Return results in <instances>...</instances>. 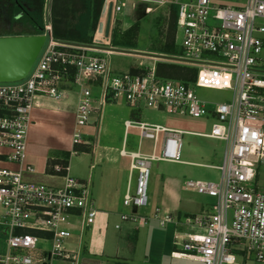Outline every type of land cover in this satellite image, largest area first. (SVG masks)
Listing matches in <instances>:
<instances>
[{
	"label": "built area",
	"instance_id": "obj_1",
	"mask_svg": "<svg viewBox=\"0 0 264 264\" xmlns=\"http://www.w3.org/2000/svg\"><path fill=\"white\" fill-rule=\"evenodd\" d=\"M118 1L105 0V16L109 3L113 15L120 13ZM46 2L40 34L45 41L33 66L21 81L0 83V149L9 152L7 161L22 163L30 112L38 99L61 101L73 89V145H87L83 130L96 124L98 129L104 105L119 100L135 110L147 108L163 116L211 117L208 134L146 120L123 122L124 144L127 132L134 130L138 144L151 141L152 150L145 154L126 151L123 146L118 151L129 160L130 174L135 177V186L128 188L122 199V205L132 213L120 219L137 227L152 221L161 228L173 224L174 250L169 254L173 260L240 264L236 253H254L256 260L262 261L264 193H257L252 185L256 166L264 163V130L258 125L264 124V27L255 24L256 19H264V0H238L231 6L212 0H170L177 5L173 42L182 55L148 57L149 63L138 62L134 72H121L113 66V56H130L114 51L117 48L55 39ZM157 63L177 67L180 73L191 71L182 77H166L159 73ZM196 90L229 92L231 99L207 103ZM182 135L225 144L222 164L210 167L219 173L218 181L183 183L186 190L214 199L211 210L181 219L158 208L147 215L151 163H179ZM25 169L33 172L31 167ZM53 169L56 173L63 170L58 166ZM64 179L62 187L54 188L24 182L19 172L0 169V218L9 230L0 264H78L82 237L92 226L96 210L87 182L68 176ZM181 226L185 229L180 230ZM190 228L194 232L188 231Z\"/></svg>",
	"mask_w": 264,
	"mask_h": 264
},
{
	"label": "rangeland",
	"instance_id": "obj_2",
	"mask_svg": "<svg viewBox=\"0 0 264 264\" xmlns=\"http://www.w3.org/2000/svg\"><path fill=\"white\" fill-rule=\"evenodd\" d=\"M195 0H179V2H194ZM238 0H212L214 4H220L222 6H231L236 4ZM121 11L118 14L111 17V24L109 33L112 28H116L119 34L125 32L123 23L129 22L133 26L138 25L137 41L136 38L133 40L135 43L136 51L152 53L156 55H164L166 58H171L172 55L159 54L162 51V45L169 33L175 34L173 30V8L177 6L173 3H169L170 0H119ZM116 3V0H115ZM45 0H43V7ZM105 4V1H104ZM104 4L101 11V24L105 22ZM51 0H47L46 6L50 10ZM9 0H0V33H13L22 30V25L9 19L8 8ZM42 7V13H43ZM147 9L151 11L146 12ZM50 19V17H49ZM255 24L257 26L264 27V19H256ZM100 27V26H99ZM176 28V26H175ZM99 29V28H98ZM92 36V43L100 45L103 48L111 47L110 40L101 35L100 30L96 31L95 34H89ZM136 36V37H137ZM182 55V50L176 47L174 56ZM262 67L264 69V48L261 53ZM148 58L125 56L119 57L115 55L112 57L113 66L121 71L127 72L137 68L138 62H142L145 65L149 63ZM162 63H157L158 66ZM161 66H164L162 64ZM173 67L172 69L165 68L164 71L160 72L161 75L166 77L177 76L182 77L183 74H188L191 70L186 69L182 73L181 70ZM180 73V74H179ZM168 75V76H167ZM197 96L207 103H220L229 102L231 94L229 92H216L208 90H196ZM92 95H97V90H92ZM152 111L147 108L141 110H135L125 104L123 100L117 102H110L104 105L101 115V126L99 134L100 146L112 147L120 150L122 148L123 138V122L125 120L138 121L144 120L163 124L165 127L178 129L186 132H194L199 134H208L210 126L213 122L211 117L204 118H188V117H173ZM141 116V117H140ZM158 119V121H157ZM163 120V121H162ZM83 134L90 135V132L83 130ZM150 141H142V147L140 152L149 154ZM124 149L126 151H137L138 149V133L134 130H130L126 134V144ZM225 144L223 142L211 140L204 137L182 135L181 137V148L179 154V161H188L193 163H200L204 165H215L219 166L222 164L224 156ZM85 155L78 154L70 159L71 167L75 170V166L78 165V169L82 166L80 159ZM127 162V161H126ZM76 169V171L78 170ZM97 170L91 173L92 178L96 176ZM186 180L193 181H211L216 182L219 180V173L213 170H209L203 167L182 165V164H170L164 162H153L150 166L149 182L147 188V196L149 200L148 209H154L155 207H162L161 201H168L169 195L166 194L165 188L169 189L175 197H177L182 203L184 202H197L203 206H208L214 199H211L205 195L195 193L183 188V182ZM170 182L169 184L167 183ZM135 186V177L132 178L131 188ZM167 186V187H166ZM254 184L252 185V188ZM262 192L258 189V192ZM172 201V199H171ZM170 205L171 203L168 202ZM210 204V205H211ZM209 205V206H210ZM147 209V210H148ZM128 213V210H124ZM210 212V211H209ZM5 220L0 218V253L6 252V240L9 235V230L5 224ZM154 222H149L148 230L150 242L141 241L138 244L137 252L133 256V260L130 259L128 264H199L189 261H178L170 259L169 253L174 250L172 233L175 230L173 224H168L161 228ZM182 226L180 230H184ZM190 232H194L192 228L188 229ZM74 240V238H73ZM72 241V240H71ZM74 242V241H73ZM72 242V243H73ZM43 244H39V248H43ZM237 261L240 264H254L251 261H245L244 254L236 253ZM145 255V257H144ZM254 254L251 255L250 259L255 261Z\"/></svg>",
	"mask_w": 264,
	"mask_h": 264
},
{
	"label": "crops",
	"instance_id": "obj_3",
	"mask_svg": "<svg viewBox=\"0 0 264 264\" xmlns=\"http://www.w3.org/2000/svg\"><path fill=\"white\" fill-rule=\"evenodd\" d=\"M104 26L105 22L100 24L98 29L101 35H104ZM122 26H124V31H126L132 25L129 22H125ZM112 30L113 28L111 33ZM139 32L140 29L138 34ZM111 33L108 35L109 40ZM137 38L138 36L135 42ZM74 94L73 89L72 92L68 93L67 98L61 101H53L46 98L38 99V105L30 112V123L27 129L22 163L7 161L6 157L9 152L5 149H0V169L19 172L24 182L54 188L62 187L66 176L82 184L87 182L96 216L92 226L87 228L83 234L78 264H128L130 259L133 260L132 255L137 252L140 240L146 243L150 242L148 230H145L149 223L146 226L137 227L129 222H122L120 219L121 215L132 213L131 209L122 205L125 192L128 188L132 189L131 182L134 177L133 174H130L129 160L125 157H120L117 149L100 146L101 119L98 129L97 124L85 129V131L90 132V135L86 134L87 145L72 144L71 136L76 102V95ZM161 118H163V115ZM142 120H144L143 117ZM258 125L264 130V124L258 123ZM125 144L123 128L122 147H125ZM141 147L142 142L138 144L137 150L140 151ZM150 150H152V143ZM78 154L85 155V157L80 159L82 165L80 169L76 165L75 170H73L70 159ZM173 164L203 167L209 170H213L210 167H216L215 165H204L188 161H180ZM54 166H58L63 170L60 173H56L53 169ZM26 167H31L33 172H27ZM76 169L78 170L76 171ZM94 170H97V172L93 179L91 173ZM167 183L169 184L170 182L167 181ZM253 189L257 193H264V163L256 166ZM258 189H261L262 192H258ZM165 192L169 195L167 203L161 201L162 207L155 208H158L163 213L171 214L177 219L209 213L214 202L212 201V204H209L210 206H203L197 202L182 203L169 189L165 188ZM126 209L128 213H125L124 210ZM147 209L145 211L147 215H150L154 210ZM153 224L157 225L156 222ZM116 225L119 226V229H115ZM73 238L75 242V236ZM242 254H244L245 261H251L254 264H264V259L257 261L254 253ZM252 254H254L255 261L250 259Z\"/></svg>",
	"mask_w": 264,
	"mask_h": 264
},
{
	"label": "trees",
	"instance_id": "obj_4",
	"mask_svg": "<svg viewBox=\"0 0 264 264\" xmlns=\"http://www.w3.org/2000/svg\"><path fill=\"white\" fill-rule=\"evenodd\" d=\"M105 0H51L49 17L52 35L61 41L92 44V36L101 24V11ZM8 16L11 22L15 21L22 25V30L17 32L0 33V36L40 35L43 32L42 7L43 0H9ZM173 8V24L175 29L177 19V6ZM138 33V25L134 24L125 32L119 34L113 28L110 36L111 47L122 50H135L133 40ZM173 32L169 33L162 51L159 54L174 55ZM158 66L159 73L165 68L173 67ZM176 68V67H175ZM162 70V71H160ZM134 72V70H133Z\"/></svg>",
	"mask_w": 264,
	"mask_h": 264
},
{
	"label": "water",
	"instance_id": "obj_5",
	"mask_svg": "<svg viewBox=\"0 0 264 264\" xmlns=\"http://www.w3.org/2000/svg\"><path fill=\"white\" fill-rule=\"evenodd\" d=\"M111 17L112 3H109L105 17V38L109 35ZM44 41L43 35L0 36V83H12L24 79L33 66ZM114 51L130 56H153L158 59L164 57L136 50L115 49Z\"/></svg>",
	"mask_w": 264,
	"mask_h": 264
}]
</instances>
